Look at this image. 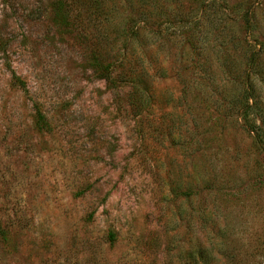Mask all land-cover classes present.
Wrapping results in <instances>:
<instances>
[{
    "label": "rangeland",
    "instance_id": "1",
    "mask_svg": "<svg viewBox=\"0 0 264 264\" xmlns=\"http://www.w3.org/2000/svg\"><path fill=\"white\" fill-rule=\"evenodd\" d=\"M96 1L0 0V264H264V0Z\"/></svg>",
    "mask_w": 264,
    "mask_h": 264
},
{
    "label": "trees",
    "instance_id": "2",
    "mask_svg": "<svg viewBox=\"0 0 264 264\" xmlns=\"http://www.w3.org/2000/svg\"><path fill=\"white\" fill-rule=\"evenodd\" d=\"M87 1V15L90 16V21H93L94 17L97 16L95 13L96 9V0H86ZM70 14L67 11L62 10L61 5L54 10V19L60 20V23L65 25L68 29L71 27L75 28L78 25L77 17H71L69 19ZM98 17V16H97ZM104 19L107 22H111V17L106 15ZM69 20V21H68ZM146 19L135 20L134 18L127 19L126 22L123 23L121 31H125L129 37L136 36L137 32L140 29L147 30L148 32H155L156 30H152L149 28L146 23ZM139 22V23H138ZM78 35V34H77ZM79 39L85 41L93 40V38L89 35V33H84L78 35ZM90 43H93L90 42ZM96 44H91V50L89 53V63L91 72L99 79H102L108 88L114 89L117 92L121 91L123 88H127V94L130 98L129 108L137 109L140 106V102L137 100L139 98L141 88L144 89V85L142 84L141 88L137 87V83L141 82L142 76H130L126 72V67L130 65V63L125 62L126 55L124 51H119L118 49H114L113 46L109 44H105L102 48H95ZM97 47V45H96ZM35 108V125L38 130L44 129L47 126L44 115L39 110L38 106H34ZM3 234V230L0 227V235ZM110 238L113 239V233L109 234Z\"/></svg>",
    "mask_w": 264,
    "mask_h": 264
}]
</instances>
